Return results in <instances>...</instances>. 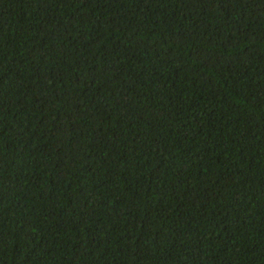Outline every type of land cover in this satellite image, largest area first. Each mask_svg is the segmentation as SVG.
Listing matches in <instances>:
<instances>
[{
	"label": "trees",
	"instance_id": "obj_1",
	"mask_svg": "<svg viewBox=\"0 0 264 264\" xmlns=\"http://www.w3.org/2000/svg\"><path fill=\"white\" fill-rule=\"evenodd\" d=\"M0 264H264V0H0Z\"/></svg>",
	"mask_w": 264,
	"mask_h": 264
}]
</instances>
